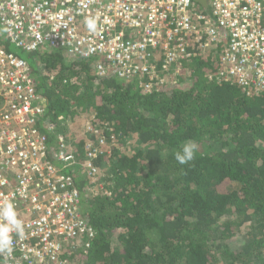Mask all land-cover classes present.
<instances>
[{"label": "trees", "instance_id": "obj_1", "mask_svg": "<svg viewBox=\"0 0 264 264\" xmlns=\"http://www.w3.org/2000/svg\"><path fill=\"white\" fill-rule=\"evenodd\" d=\"M34 53L44 119L57 126L44 128L48 142L60 135L74 153L65 171L96 230L90 248H67L60 264H264V91L224 79L212 51L184 63L179 85L149 90L136 77L100 76L95 59ZM89 114L105 140L93 159L105 184L96 195L82 169L89 141L100 145L82 128ZM190 140L198 149L181 165L174 153Z\"/></svg>", "mask_w": 264, "mask_h": 264}, {"label": "built area", "instance_id": "obj_2", "mask_svg": "<svg viewBox=\"0 0 264 264\" xmlns=\"http://www.w3.org/2000/svg\"><path fill=\"white\" fill-rule=\"evenodd\" d=\"M203 7L196 0H0V38L30 53L58 49L72 61L95 59L100 76L136 77L147 90L168 85L170 74L186 72L185 62L212 51L224 79L248 94L264 91V0H208ZM2 41L0 236L9 234L12 246L0 248V264H60L67 248H90L96 230L65 171L74 153L60 135L56 146L48 142L45 129L57 126L44 119L38 77ZM92 124L86 130L100 145L89 141L82 169L94 176L105 140ZM8 204L14 215H5Z\"/></svg>", "mask_w": 264, "mask_h": 264}, {"label": "rangeland", "instance_id": "obj_3", "mask_svg": "<svg viewBox=\"0 0 264 264\" xmlns=\"http://www.w3.org/2000/svg\"><path fill=\"white\" fill-rule=\"evenodd\" d=\"M0 27H1L2 30H4L3 26H0ZM10 48H11L12 51H14L15 53L19 54L22 58H24L25 60H27L33 67L36 66L35 53L33 54V53H30V52L24 51L22 49H19L14 44H10ZM173 75H175V73L170 74L171 78H170L169 84H171L173 86L174 85H179V83L181 81V80H179L180 79V76L175 77ZM94 118H95V115L94 114H92V115L89 114L88 116L82 118L81 124L84 126V127L82 126L83 130H86V123L88 121L92 122ZM75 127H77V126L75 125ZM69 128L70 129L67 131L68 132L67 135L68 134H73V132H74L73 130H71V129H73L72 127H69ZM80 133H81V131H80ZM89 137H90V135H88V138ZM130 144H131V142L126 143V146L128 147V148H126L127 152L133 150V147ZM122 148L124 149L123 151H125V146L122 147ZM99 176H100V174L97 177L93 176L94 178H92L91 181H90L89 191L93 195L99 194L103 190H105L104 189V187H105L104 180L102 179L103 181H101V179H100ZM78 258H79V256H78ZM78 258L76 257V259L74 258V259H72V260H70L68 262L65 261L64 264H77ZM82 258H85V257L82 256Z\"/></svg>", "mask_w": 264, "mask_h": 264}, {"label": "clouds", "instance_id": "obj_4", "mask_svg": "<svg viewBox=\"0 0 264 264\" xmlns=\"http://www.w3.org/2000/svg\"><path fill=\"white\" fill-rule=\"evenodd\" d=\"M87 27L90 31L95 29V22L93 20L86 21ZM198 149V145L194 141H188L182 145V147L174 153L176 161L181 164H187L194 159L195 152ZM5 215H14L13 206L8 204L5 208ZM17 225L20 224L19 221H16ZM19 231V228H17ZM10 231V230H9ZM12 238L9 234L4 233L0 236V248L6 249L9 252L11 251Z\"/></svg>", "mask_w": 264, "mask_h": 264}, {"label": "water", "instance_id": "obj_5", "mask_svg": "<svg viewBox=\"0 0 264 264\" xmlns=\"http://www.w3.org/2000/svg\"><path fill=\"white\" fill-rule=\"evenodd\" d=\"M198 3H200L202 6L206 7L208 5V0H196Z\"/></svg>", "mask_w": 264, "mask_h": 264}]
</instances>
